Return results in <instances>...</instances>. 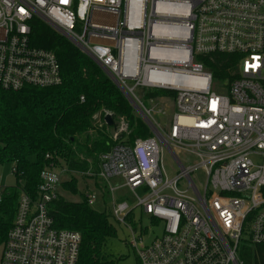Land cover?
I'll return each instance as SVG.
<instances>
[{
  "label": "built area",
  "instance_id": "built-area-1",
  "mask_svg": "<svg viewBox=\"0 0 264 264\" xmlns=\"http://www.w3.org/2000/svg\"><path fill=\"white\" fill-rule=\"evenodd\" d=\"M36 18L152 120V136L115 145L98 174L111 194V221L131 230L127 221L139 210L163 226L141 247L143 233L132 231L139 263L241 264V246L264 247V0H0V92L62 83L57 56L32 45ZM215 55L237 58L230 82L216 81L198 61ZM143 90L175 95L167 132L145 109ZM120 127L116 140L128 132ZM68 173L51 164L40 175L39 199L21 194L0 264H80L82 236L55 228L49 213ZM123 189L134 204L118 196Z\"/></svg>",
  "mask_w": 264,
  "mask_h": 264
},
{
  "label": "trees",
  "instance_id": "trees-1",
  "mask_svg": "<svg viewBox=\"0 0 264 264\" xmlns=\"http://www.w3.org/2000/svg\"><path fill=\"white\" fill-rule=\"evenodd\" d=\"M31 42L57 56L62 83L49 88L0 92V167L17 163L18 170L16 186L0 187V246L13 227L21 194L37 201L40 175L54 164L57 169H66V176L71 178L63 181L58 200L49 205V213L55 228L82 236L80 264H126L105 253L116 229L111 221V194L98 178L100 158L119 143L132 145L152 133L111 78L38 18L32 22ZM198 61L216 81L233 79L236 57L215 55L199 57ZM139 95L145 103L159 98L175 101V95L169 91L143 90ZM107 115L114 118L116 126L125 123L128 134L123 133L116 140L117 128L107 126ZM73 173L92 175L97 190L103 193L106 212L93 209L88 198L81 196ZM76 197L81 200L75 201ZM239 260L241 264H264V247L241 246ZM135 264H140L138 259Z\"/></svg>",
  "mask_w": 264,
  "mask_h": 264
},
{
  "label": "rangeland",
  "instance_id": "rangeland-1",
  "mask_svg": "<svg viewBox=\"0 0 264 264\" xmlns=\"http://www.w3.org/2000/svg\"><path fill=\"white\" fill-rule=\"evenodd\" d=\"M109 22L110 24H113L112 19H110ZM219 83L221 84V82ZM219 86L220 85L217 84L216 91H220ZM119 89L122 91V93L125 95L126 98L129 97L121 88ZM143 105L146 110L151 112L153 120L159 125V127L162 128L163 131L167 132V130L169 129V125L171 123L172 116H173L175 101L171 99H167V98L160 100L159 98L157 100H151L148 103L143 102ZM135 111L140 116L138 109H135ZM148 118L150 121H152L149 116ZM145 123L148 124L146 121ZM121 129L122 128L120 127L119 130L117 131L118 134L121 132ZM124 133L128 134V132L126 131H124ZM183 161L186 163H195V160L190 157H184ZM165 163H166L167 172L169 173L170 176H173L175 172L177 171V168L175 167L173 163V159L169 155L165 156ZM11 168H12V165H5L0 168V172H1L0 187L1 188H11V187L16 186L17 179L15 176L11 174ZM202 172L203 171L200 170L196 173V177L198 181L204 180V176ZM70 178L64 175L63 181H70ZM73 178L74 180L76 179L75 182H77L76 185L82 197L86 198L89 192L93 194H97V193H94V190L97 191V187L95 185L96 181L92 178V175H88L87 177L75 175L73 176ZM112 184L117 186L120 184V181L115 180L113 181ZM139 194L140 196H142L141 193ZM118 196L122 200H126L129 203L134 204L133 195L129 193L128 190L123 189L119 191ZM97 199L99 201H97L93 205L91 204L90 205L93 209L101 213H104V209L106 206V204L104 203V199L103 201H100L101 198L99 194H98ZM74 200L80 201L81 198L76 197ZM112 225L116 229V236L113 239H111L106 245L105 253L108 254L112 258L121 259L126 264L137 263L136 253H135L134 248L131 245L132 239H133L132 231H135L137 233H141V232L143 233L142 245L139 244L138 247L150 245L154 240H156L157 238H160L163 234L162 224L154 223L150 217L143 215L141 211L139 210L135 211L133 215V219L131 221H127V225L131 228V230L128 227L120 225L113 220H112ZM2 254H3V245L0 246V263H1Z\"/></svg>",
  "mask_w": 264,
  "mask_h": 264
},
{
  "label": "water",
  "instance_id": "water-1",
  "mask_svg": "<svg viewBox=\"0 0 264 264\" xmlns=\"http://www.w3.org/2000/svg\"><path fill=\"white\" fill-rule=\"evenodd\" d=\"M127 99L131 103V105L133 106L134 109H138L140 116L148 123V125L151 126V122L147 119V117L144 115L143 111L140 110V108L136 105V103H134L130 97H128ZM105 122H106L108 127H115V129L117 128L115 120L112 116H107L105 119Z\"/></svg>",
  "mask_w": 264,
  "mask_h": 264
},
{
  "label": "bare ground",
  "instance_id": "bare-ground-1",
  "mask_svg": "<svg viewBox=\"0 0 264 264\" xmlns=\"http://www.w3.org/2000/svg\"><path fill=\"white\" fill-rule=\"evenodd\" d=\"M95 193V192H94ZM87 198H88V200L92 203V204H94V203H96L97 201H99L97 198H98V193L97 194H93V193H88L87 194V196H86ZM101 201V200H100Z\"/></svg>",
  "mask_w": 264,
  "mask_h": 264
}]
</instances>
